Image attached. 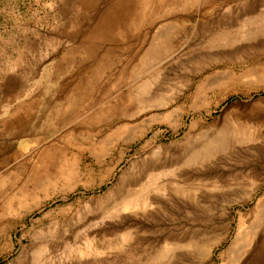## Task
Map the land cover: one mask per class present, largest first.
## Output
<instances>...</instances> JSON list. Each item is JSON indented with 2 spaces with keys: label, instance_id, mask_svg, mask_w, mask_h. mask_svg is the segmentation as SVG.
<instances>
[{
  "label": "rangeland",
  "instance_id": "374dc122",
  "mask_svg": "<svg viewBox=\"0 0 264 264\" xmlns=\"http://www.w3.org/2000/svg\"><path fill=\"white\" fill-rule=\"evenodd\" d=\"M0 264H264V0H0Z\"/></svg>",
  "mask_w": 264,
  "mask_h": 264
}]
</instances>
